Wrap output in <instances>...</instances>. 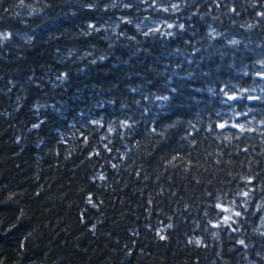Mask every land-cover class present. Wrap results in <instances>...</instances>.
<instances>
[{
	"label": "trees",
	"instance_id": "obj_1",
	"mask_svg": "<svg viewBox=\"0 0 264 264\" xmlns=\"http://www.w3.org/2000/svg\"><path fill=\"white\" fill-rule=\"evenodd\" d=\"M262 77L264 0H0V264H264Z\"/></svg>",
	"mask_w": 264,
	"mask_h": 264
},
{
	"label": "rangeland",
	"instance_id": "obj_2",
	"mask_svg": "<svg viewBox=\"0 0 264 264\" xmlns=\"http://www.w3.org/2000/svg\"><path fill=\"white\" fill-rule=\"evenodd\" d=\"M140 1H141V4H143V3H145L148 0H140ZM118 2L121 3V0H118ZM149 5L146 6V7L143 6V10L142 11H144L145 9H148L149 8ZM152 5H155V4H152ZM156 7H158V6H156ZM145 16H147V15L146 14H143V15H140L139 16V18L142 21L140 20L138 22L139 24H136V26L140 25V23H141L142 24L141 26L143 27V25H144V27H145V29L147 31H149V30H159V29H163V28L169 27V23L167 21H165V20H162V19H159V18H148V17H145ZM18 36L21 39H23V38L26 39V35L25 34L23 35L22 33H20Z\"/></svg>",
	"mask_w": 264,
	"mask_h": 264
},
{
	"label": "snow or ice",
	"instance_id": "obj_3",
	"mask_svg": "<svg viewBox=\"0 0 264 264\" xmlns=\"http://www.w3.org/2000/svg\"><path fill=\"white\" fill-rule=\"evenodd\" d=\"M170 27H171V25H170ZM262 78H264V77H262ZM162 99H165V100H167V97H163ZM229 99H235V97H229ZM219 127L220 128H223V127H225V125L224 124H221V125H219ZM250 182V181H249ZM244 195L245 196H247L248 195V193L247 192H245L244 193ZM217 207H221L220 205H217ZM224 211H228V209H223ZM235 215H237V216H239L240 215V213L239 212H237V213H235ZM225 220H229L230 219V217H225L224 218Z\"/></svg>",
	"mask_w": 264,
	"mask_h": 264
}]
</instances>
